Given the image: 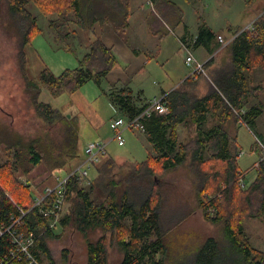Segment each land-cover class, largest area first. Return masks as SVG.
<instances>
[{
    "label": "trees",
    "instance_id": "1",
    "mask_svg": "<svg viewBox=\"0 0 264 264\" xmlns=\"http://www.w3.org/2000/svg\"><path fill=\"white\" fill-rule=\"evenodd\" d=\"M84 2L88 7L98 5L116 10L114 28L128 42L132 12L127 0H0V16L5 4L9 15L14 18L12 25L18 38L19 66L32 106L46 125L62 122L64 127V141L57 156L53 152L57 146H49L40 135L28 139L22 136L8 145L7 152L12 149L15 152L13 161L8 159L0 163V254L13 247L11 237L1 232V226L10 223L13 214L20 213V206L28 211L22 230L37 236L32 251L41 261L49 258L47 262L56 264L49 254L47 242L58 235L54 233L55 228L49 227V218L34 207V202L47 182L55 183L57 173L74 168L72 160L79 157L78 132L72 126L74 118H68L63 110L42 101L40 95L43 87L54 96L75 93L88 81L101 83L119 65L113 48L105 43L102 32L94 26L97 21L85 19L82 12ZM156 6L159 15L150 12L148 24L151 32L162 36L166 33L165 20L161 21L160 17L174 22L178 6L173 0H156ZM31 7L39 12L34 13ZM41 14L48 17L49 25L54 27L75 22L85 28L87 43L77 67L67 68L60 74L46 67L35 78L28 73L26 49L35 33L43 31L39 26ZM112 18L109 16L108 19ZM254 26V32L245 28L235 31L233 39L225 46L219 40L222 32L205 24L200 26L194 45L206 48L212 55L205 63L211 82L204 79L205 85L202 84L203 76L200 75L203 74L196 78L189 75L168 93L169 113L145 120V133L153 143L155 154L150 153L145 161L131 163L130 175L123 180L125 188L119 190L122 182L115 179L118 164L113 157L103 158L95 165L98 175L88 186L78 176L69 179L66 193L69 207L68 210L65 207L59 224L63 228L70 226L83 235L88 264H110L109 246L112 245L123 255L119 264H168L157 178L188 160L199 174L196 191L203 216L208 222L222 227L226 241L223 245L220 241L208 239L200 248L197 263L193 264H220L226 247L230 257L228 264H264V251L253 247L245 230L248 218L264 219V157L256 167L254 178L242 187L239 184V145L236 136L232 138L227 130L232 118L239 122L234 109H245L253 96L264 91V84L254 85L251 80V73L256 68L264 70V12L255 19ZM72 32L78 34L77 29ZM117 91L119 93L113 101L119 112L135 116L143 110L145 105H137L131 97V88L121 87ZM261 111L259 105L254 104L242 114L253 130L258 125ZM211 116L217 121L207 128ZM189 124L196 125L194 145L179 141V127ZM256 137L264 145L263 134L256 132ZM46 163L47 176L38 181L34 170ZM19 169L20 174L17 173ZM247 172L243 173L244 177ZM154 229L161 234L156 240L152 239ZM97 231L101 234L93 239Z\"/></svg>",
    "mask_w": 264,
    "mask_h": 264
},
{
    "label": "rangeland",
    "instance_id": "2",
    "mask_svg": "<svg viewBox=\"0 0 264 264\" xmlns=\"http://www.w3.org/2000/svg\"><path fill=\"white\" fill-rule=\"evenodd\" d=\"M173 1L183 13L182 22L176 25H180L178 28L175 27L173 31L158 36L151 32L148 23L145 22L147 34L155 38L157 42L153 44L154 46H148L149 49L146 50L148 61L145 63L144 70L140 74L126 76L131 80V86L134 89L135 93H131L134 100L149 101L152 97L160 95L162 90L172 89L194 70L193 66H188L186 63L187 53L181 43V36L185 29L193 34L192 37L198 33L200 26L208 25L214 31L222 32L221 35L225 40L222 44L225 46L232 40L235 31L242 30L264 12V0ZM137 4H142L141 7L146 6L149 9L146 0H138ZM31 9L37 13L38 9L35 7ZM180 10H176L173 19L178 20ZM160 18L170 26L175 23L171 20L166 21L162 16ZM13 21L14 18L9 15L7 6L3 4L0 16V163L8 159L14 160L15 151L12 149L8 153V145L21 139L22 136L28 139L40 135L49 146L50 144L57 146L55 148L51 146L56 156L60 154L64 141L62 122L46 125L37 115L32 106L30 94L25 90V80L18 60V38L12 25ZM70 23L54 27L49 25L48 17L40 15L39 26L43 31L35 33L26 49L30 76L36 78L46 67L53 73L60 74L67 68L72 69L79 65L80 59L86 52L79 42L86 44L84 41L88 31L77 24ZM73 29H77L78 34H74ZM190 43L192 44L191 41ZM194 47L195 45L192 44L193 53L198 60L203 61L210 56L206 48L201 49V55L196 53ZM118 67L119 65L116 68ZM200 76H203L202 84L205 85L204 79L211 82L208 69ZM115 77L112 74L101 83L88 81L75 93H63L60 96L52 95L47 87H43L40 99L63 110L68 118H74L72 126L78 132L79 157L72 160L73 164L76 165L86 159L85 147L89 142L106 143L107 155L118 160V167L115 168L118 174L115 179L122 182L120 190L123 186L125 188L126 183L123 184V180L130 175V166H127L126 162L145 161L149 152H153V146L146 138L144 131L137 129L123 131L124 145H120L115 139L111 122L120 116H126L114 105L113 99L117 98L119 87H110L115 84L113 81ZM124 79L125 76L117 78L119 83H123ZM263 79L262 68H256L251 73L252 84H264ZM202 88L205 91V87ZM254 104L259 105L262 110L255 130L248 125H240L234 118L227 126L231 137L236 136L239 145L240 171L245 173L248 170L244 177L246 185L256 174L254 166L264 157V145L256 137V132L264 136V91L253 96L251 102L245 106V110L248 111ZM216 121L217 119L211 116L206 127H212ZM178 132L180 142L194 145L197 136L195 124H189L186 127L181 125ZM46 168L47 163L34 170L38 181L44 180L47 176ZM17 173L20 174V169ZM62 173L65 171L56 175L63 176ZM97 175V167L92 166L89 168L90 178L84 179L83 184L88 186ZM199 180V174L190 166L189 160L176 169L165 171L158 178L157 188L161 196L159 208L168 264L181 262L193 264L195 261L197 263L202 244L210 238L226 245L222 227L208 222L199 207L196 191ZM49 182L47 183L51 184ZM68 207L69 204L66 205L67 210ZM53 230L58 236L50 238L47 246L56 264H88L86 240L78 230L70 226L63 228L60 224ZM245 230L253 247L264 251V219L248 218L245 222ZM100 234L101 232L97 231L92 238L96 239ZM152 234L153 240L161 236L155 229ZM226 249L220 264H228L230 260L229 250L227 247ZM157 255L160 256L158 253ZM122 258L123 255L116 246H109L110 264H119ZM46 260L49 261V258Z\"/></svg>",
    "mask_w": 264,
    "mask_h": 264
},
{
    "label": "built area",
    "instance_id": "3",
    "mask_svg": "<svg viewBox=\"0 0 264 264\" xmlns=\"http://www.w3.org/2000/svg\"><path fill=\"white\" fill-rule=\"evenodd\" d=\"M148 10L159 15L156 0H146ZM146 9V6L144 7ZM254 21H252L245 29L254 32ZM219 40L225 43L222 35H219ZM182 43V42H181ZM184 50L187 53L186 63L188 66H193L194 70L190 73L194 78L197 75L206 73L205 62L195 58L192 49L182 43ZM170 107L168 105V93L163 92L160 95L152 97L144 106L143 110L135 116H120L113 119L111 122V128L114 132V137L120 145L125 144L123 137V131L125 129H137L141 131L146 130L145 120L153 115L168 114ZM240 125H248L242 114L245 109L238 111L234 109ZM240 154V153H239ZM86 159L74 166L69 172L62 173L63 176L55 175V183L46 185L35 196L34 207H37L39 212L49 218V227L55 228L60 219L63 216L66 207V193L67 184L72 176H78L81 179H87L89 177V168L95 166L105 158L107 155L106 143L102 141H91L85 147ZM260 161L255 165L259 167ZM244 175V174H243ZM245 185L244 183H242ZM55 194V195H54ZM51 195H54L50 200ZM20 213L13 214L11 216V222L7 225L1 226V232L7 233L12 240L13 247L9 252L0 254V264H51L47 261H41L35 253L32 251L34 244L36 243L37 236L34 233H25L22 229L25 224V216L27 210L18 206Z\"/></svg>",
    "mask_w": 264,
    "mask_h": 264
},
{
    "label": "crops",
    "instance_id": "4",
    "mask_svg": "<svg viewBox=\"0 0 264 264\" xmlns=\"http://www.w3.org/2000/svg\"><path fill=\"white\" fill-rule=\"evenodd\" d=\"M128 1V6L131 8V17H130V26L127 32V41L119 34L114 28L113 19H117V12L116 10L114 11L113 9L110 10V8H104L103 6L98 7V5H94L92 7H88V3L84 2L83 3V15L85 19L89 21H97V23L94 24V26L102 32V37L105 43L112 47L117 58L119 61V67L114 69L112 72L109 73L107 76L110 77L112 74L116 76L113 81L115 84H113L110 88L118 86L119 88L121 87H129L132 89V92H134V89L131 86V80L127 77L140 74L141 71L144 70L145 68V63L148 61V54H146V50L149 49L148 46H154L153 44L157 42V40L153 37H150L147 34L146 30V25L145 22L148 23V16L150 14V10L147 8L145 9L144 7H141V5L137 4L138 0H127ZM140 1V0H139ZM177 9L180 10L178 7ZM176 9V10H177ZM147 11V12H146ZM181 11V10H180ZM143 12H146L143 14ZM182 11L181 14L178 15V20L175 19V23L173 26H170L167 22H164L165 26V31L169 32L168 26L172 27L173 29L178 28L179 23L182 22L181 17H182ZM94 16V17H92ZM109 16H113L111 20H109ZM98 17V18H97ZM72 24H76L73 22ZM149 25V24H148ZM176 27V28H175ZM197 34V33H196ZM196 34L191 37V34L188 29H185L184 32L182 33V40H186L189 45L192 47V44L194 45L193 39L195 38ZM159 36V35H158ZM233 39V38H232ZM84 41V40H83ZM192 42V44L190 43ZM87 43L86 41H84ZM80 45L86 50V47H84L85 44H82L81 41L79 42ZM204 48L202 46H195L194 50L196 53H200L202 55L201 49ZM193 51V49H192ZM212 55L208 58L203 59V61H207L209 58H211ZM201 60V59H200ZM123 62V63H121ZM190 75V74H189ZM188 75V76H189ZM123 77L125 76L124 82L119 83L117 78L118 77ZM186 76V77H188ZM186 77L182 78L181 81L177 84L179 85ZM176 85V86H177ZM176 86L172 87L174 89ZM172 89L170 90H162L161 93L167 92L169 93ZM131 92V93H132ZM135 93V92H134ZM136 104L139 106H144L148 101H141V100H135ZM144 134L150 144L153 143L150 141L149 135H147L144 131ZM155 154V150L153 147V152H149ZM110 156L106 155L105 158H108ZM115 159V158H114ZM116 160V159H115ZM118 162V160H116ZM127 166H130V172H131V163H127ZM173 169H168L167 171H170ZM158 179V178H157Z\"/></svg>",
    "mask_w": 264,
    "mask_h": 264
},
{
    "label": "bare ground",
    "instance_id": "5",
    "mask_svg": "<svg viewBox=\"0 0 264 264\" xmlns=\"http://www.w3.org/2000/svg\"><path fill=\"white\" fill-rule=\"evenodd\" d=\"M253 21H255V20H253ZM168 30L171 32V31H173L174 29L172 28V27H170V26H168ZM195 40V38L193 39V41ZM181 42L182 43H184V44H186V45H188L191 49H192V47L189 45V43L186 41V40H182L181 39ZM21 70V69H20ZM264 80V79H263ZM38 115V114H37ZM255 167V166H254ZM256 168V167H255ZM242 172H240V177H239V184L242 186V187H245L246 186V184H245V180H244V175L242 176ZM126 179V178H125ZM126 181V180H125ZM242 183H244L245 185H243ZM128 184V183H127ZM34 208V207H33Z\"/></svg>",
    "mask_w": 264,
    "mask_h": 264
}]
</instances>
